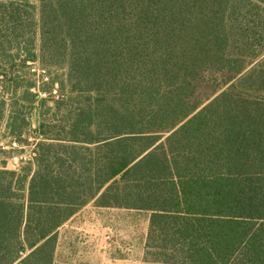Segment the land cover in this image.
<instances>
[{
  "label": "trees",
  "instance_id": "obj_1",
  "mask_svg": "<svg viewBox=\"0 0 264 264\" xmlns=\"http://www.w3.org/2000/svg\"><path fill=\"white\" fill-rule=\"evenodd\" d=\"M39 1L0 0V132L41 107L32 160L0 167V264H55L92 200L148 211L161 264H264V0ZM206 70L225 88L198 100Z\"/></svg>",
  "mask_w": 264,
  "mask_h": 264
},
{
  "label": "rangeland",
  "instance_id": "obj_2",
  "mask_svg": "<svg viewBox=\"0 0 264 264\" xmlns=\"http://www.w3.org/2000/svg\"><path fill=\"white\" fill-rule=\"evenodd\" d=\"M28 1L36 6L35 11L38 14L40 1ZM36 17L32 30L37 28L38 15ZM23 34L27 38L28 29H25ZM6 49L8 52H17L13 46H6ZM255 52L257 53V49ZM263 59L264 52L259 53L253 65ZM16 60L15 66L10 69L19 70L35 80L37 85L33 87V91L38 87L43 88L45 73L41 63L25 61L23 56L17 57ZM226 78V74L216 70L204 71L197 84V99H211L218 95L225 88L222 83ZM21 89L23 90V87ZM41 94L44 96L42 91ZM49 104L54 106L53 102ZM40 118L41 107L36 103L29 114L31 126L20 140L9 135L5 127L2 128L0 167L6 161L7 168L20 170L22 165L32 160L36 143L41 140L37 131ZM149 216L148 211L99 206L95 200L90 201L60 226L55 264H161L147 254Z\"/></svg>",
  "mask_w": 264,
  "mask_h": 264
}]
</instances>
